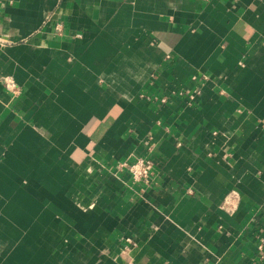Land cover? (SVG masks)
<instances>
[{"label": "crops", "instance_id": "obj_1", "mask_svg": "<svg viewBox=\"0 0 264 264\" xmlns=\"http://www.w3.org/2000/svg\"><path fill=\"white\" fill-rule=\"evenodd\" d=\"M0 264H264V0H0Z\"/></svg>", "mask_w": 264, "mask_h": 264}, {"label": "built area", "instance_id": "obj_2", "mask_svg": "<svg viewBox=\"0 0 264 264\" xmlns=\"http://www.w3.org/2000/svg\"><path fill=\"white\" fill-rule=\"evenodd\" d=\"M6 87L15 94L19 93V87L12 80L6 82ZM160 102L166 104L168 102V97H163ZM119 168L129 173L133 183L149 185L154 171V163L150 158L138 157L133 162H124L120 164ZM127 241L131 243L130 239Z\"/></svg>", "mask_w": 264, "mask_h": 264}]
</instances>
